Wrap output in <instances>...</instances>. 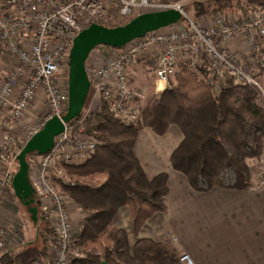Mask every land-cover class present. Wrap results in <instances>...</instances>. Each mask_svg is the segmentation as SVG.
<instances>
[{"label":"built area","instance_id":"1","mask_svg":"<svg viewBox=\"0 0 264 264\" xmlns=\"http://www.w3.org/2000/svg\"><path fill=\"white\" fill-rule=\"evenodd\" d=\"M109 9L116 12L118 19L167 9H177L183 16L182 21L122 47L107 48L106 59L87 68L91 90L122 123L134 124L141 117L144 95L131 87V71L150 52H155L158 91L166 89L178 68L186 65L205 79L215 94L230 76L237 84L257 87L264 102L259 75L264 68V8L237 12L232 17L216 13L207 25H201L187 15L182 3L173 0H0V49L8 60L21 62L13 70L0 71V205L13 193L12 181L18 170L16 124L39 93L44 94L52 111L50 118L66 114L73 40L87 24L114 21ZM24 78L27 81L14 98L15 89ZM100 144L97 137L85 133L84 125H66L49 152L34 155L30 181L40 211L55 233L48 259L34 264H71L83 256L76 244L79 232L75 235L73 231L70 200L53 178L62 176L64 164L86 162ZM254 180L264 186V155L258 161ZM13 231V224L0 223V249H4L5 239ZM180 260L182 264H196L189 253H182Z\"/></svg>","mask_w":264,"mask_h":264},{"label":"trees","instance_id":"2","mask_svg":"<svg viewBox=\"0 0 264 264\" xmlns=\"http://www.w3.org/2000/svg\"><path fill=\"white\" fill-rule=\"evenodd\" d=\"M191 6L194 16L200 18L209 13L229 15V10L245 13L264 8V0H194ZM129 19L104 25L115 27ZM259 75H264V68ZM172 78L170 85L145 105L134 124L122 123L101 97L98 109L86 111L88 98L82 114L68 123L70 128L84 125L86 134L101 141L86 162L62 166L65 179H53L84 212L76 240L83 256L71 264H100L102 260L108 264H182L181 253L171 244L142 238L130 245L127 231L114 224L123 206L132 212L136 233L153 215L167 210L169 174L148 178L135 154L137 137L144 128L158 135H165L174 124L181 128L184 138L172 153L171 165L198 192L214 187L246 189L254 181L248 160L264 154V102L257 87L237 84L229 76L215 94L209 83L186 65ZM33 197L42 218L36 193ZM42 220L46 226L37 238L2 252L0 264H34L48 259L55 233L50 223Z\"/></svg>","mask_w":264,"mask_h":264},{"label":"crops","instance_id":"3","mask_svg":"<svg viewBox=\"0 0 264 264\" xmlns=\"http://www.w3.org/2000/svg\"><path fill=\"white\" fill-rule=\"evenodd\" d=\"M144 63L148 62H140L139 67ZM40 104L35 100L30 110L37 111ZM1 138L0 133V142ZM183 138L175 124L165 135L150 128L140 131L135 154L147 177L169 174L167 210L153 215L136 233L132 212L123 206L114 224L127 231L130 245L142 238L166 242L181 254L189 253L196 264H264V186L254 180L246 189L194 190L187 177L171 165L172 153ZM20 212L18 201L8 194L0 205V223L13 224L14 231L7 235L6 248L0 249V254L33 237V230L28 235L22 230L26 224L19 218Z\"/></svg>","mask_w":264,"mask_h":264},{"label":"water","instance_id":"4","mask_svg":"<svg viewBox=\"0 0 264 264\" xmlns=\"http://www.w3.org/2000/svg\"><path fill=\"white\" fill-rule=\"evenodd\" d=\"M183 20L177 9L148 11L141 13L125 24L109 27L100 23H92L84 28L73 40L69 57L68 75V109L60 118L53 116L44 126L31 136L17 155L18 170L13 178L15 196L28 208L34 223L39 219V208L34 205L35 190L30 181V154L49 152L55 138L65 131L66 125L78 118L91 93V81L87 71V60L96 47L104 45L119 48L128 42L144 37L147 33L176 24ZM42 219H45L42 216ZM100 264H108L102 260Z\"/></svg>","mask_w":264,"mask_h":264},{"label":"rangeland","instance_id":"5","mask_svg":"<svg viewBox=\"0 0 264 264\" xmlns=\"http://www.w3.org/2000/svg\"><path fill=\"white\" fill-rule=\"evenodd\" d=\"M173 1L182 3L187 15L201 25H207L212 20L211 16L216 14V13H209L208 15L202 16L200 18H196L194 16V12H193L192 6H191V3L194 0H173ZM146 12H148V11H146ZM228 12H229V15H231V17L234 13H237L236 11L232 12V10H229ZM109 14L114 17V21L119 20L117 15H116V12L113 9H109ZM241 14H244V13H241ZM131 19L132 18H130L129 21ZM107 55H108V50L106 48L105 49L98 48V49L93 50L92 53L90 54L88 60H87V68L91 69L95 65L101 64L106 59ZM154 55H155V52L154 53L150 52L149 54L144 55L143 59L139 60L133 66L132 71H131V82L130 83L133 84V89H135L139 92H142L144 95V98L140 102L141 103V110L145 107V105L151 99L156 98L165 90L164 89L163 91H158L157 87H156V79H155L156 76H155V71H154L155 67H154V63H153V60H154L153 56ZM142 61H147L148 63H146V64L144 63L145 65L143 67H139L140 62H142ZM20 64H21V62L16 60V59L8 60L6 54L1 51V54H0V71L13 70L14 68L18 67ZM136 70H138V72H135ZM260 80H261V84L264 86V75L260 78ZM26 81H27L26 78H24L23 83H20L16 87L15 93H14V98L18 97L20 95L21 90L23 89L22 88L23 84H25ZM35 100H38V103L40 102L41 104L37 108V111H32L30 109H31L32 104L35 102ZM99 100H100V96L98 94H96L93 90H91V93L89 96V102H88L89 104H88V106H86V111L94 110L93 106L95 107L96 103H97L96 108L98 109L99 105H100ZM51 113H52V111L47 104V101H46L44 94L39 93V95H37V97L34 99V101L28 107V109H27L24 117L22 118V120L19 121L15 126L14 131H15V135L18 139V146L19 147L17 148V150L19 152H20L21 148L24 146V144L26 143V141L31 137L32 133L40 130L44 126L45 122L50 118ZM34 155H32L30 157L29 164L32 163ZM263 155L264 154H261L257 158H251L248 160V163H249V166L251 169V174L253 175V179H254V176L258 170V161L260 160V158ZM17 169H18V167H17ZM62 176L64 179L67 177L64 169L62 171ZM54 177H56V176H54ZM57 187H59L58 189L61 190L59 183L57 184ZM12 192L13 193H10V196L14 197V199H16L18 201V206L20 207V210H21L19 218L22 220V222L24 224H26V225H24V228L22 230L27 235H28V233L32 234V232L34 231L33 237L29 240V241H33L37 238L38 233H40V231L46 226V221L42 220L41 215H40L37 223H34L33 220L31 219V214L28 211V208L15 196L14 191H12ZM67 197H68V195H67ZM68 199L70 200L69 197H68ZM69 207L71 209L72 222L74 225L73 231L76 235L80 230L81 221L83 219L84 212L75 203H73L71 200H70ZM53 233H54V229H53ZM54 237H55V235H54ZM5 241H6V239H5ZM29 241H26V242H29ZM23 244H21V245H23ZM18 247H20V246H16L15 248L17 249ZM3 248L5 249L6 245Z\"/></svg>","mask_w":264,"mask_h":264}]
</instances>
